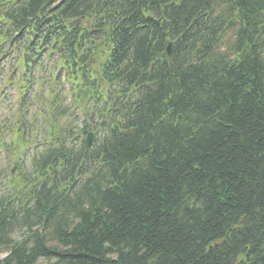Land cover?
Segmentation results:
<instances>
[{
    "label": "trees",
    "instance_id": "trees-1",
    "mask_svg": "<svg viewBox=\"0 0 264 264\" xmlns=\"http://www.w3.org/2000/svg\"><path fill=\"white\" fill-rule=\"evenodd\" d=\"M1 2L8 31L69 44L76 99L92 58L126 117L70 147L67 198L0 203V264H264V0Z\"/></svg>",
    "mask_w": 264,
    "mask_h": 264
},
{
    "label": "flooded vegetation",
    "instance_id": "flooded-vegetation-1",
    "mask_svg": "<svg viewBox=\"0 0 264 264\" xmlns=\"http://www.w3.org/2000/svg\"><path fill=\"white\" fill-rule=\"evenodd\" d=\"M34 42L28 43V45L25 48L24 42L19 41L17 42L18 44V50L20 54V58L12 55H5L1 59V61H5L6 63H12L15 62L14 65L12 66H7L5 64H2L0 66V70L2 71L3 75H17L18 78V85L14 88V95L15 97L12 98L11 102H16L17 101V107L20 110H18L19 114V119L18 121L15 120L14 126H15V131L16 127L17 130H23L27 128L30 124L26 121V116L32 115L33 114V103L31 101L33 97L32 89L34 86L37 84V79L36 77L38 70L41 69V67H38L37 63L33 61V58H36L35 55H31L32 53L37 54V52L41 53V57L44 58L46 53L50 52V49L44 48L45 42H41L40 46H33L32 44ZM49 44V43H46ZM19 64H17V61H20ZM0 61V62H1ZM3 87L0 90V102L3 101L5 104L6 99L9 97L10 94L7 93L10 88L5 87V79L2 81ZM11 82H8V85H11ZM18 94L20 95L18 98ZM39 96L41 99L43 96L49 95V92L46 88H44V85H40V89L38 93L36 94ZM35 105L39 103V100L35 97L34 99ZM64 99H61V101L57 105L58 110H63L64 108ZM45 102H42V105L44 106ZM46 104L53 110V106L51 104V99L46 101ZM25 118V119H24ZM43 122V121H42ZM6 124V119L2 120V125ZM52 142V140H50ZM45 149L47 148L48 144L45 143L43 145Z\"/></svg>",
    "mask_w": 264,
    "mask_h": 264
},
{
    "label": "rangeland",
    "instance_id": "rangeland-1",
    "mask_svg": "<svg viewBox=\"0 0 264 264\" xmlns=\"http://www.w3.org/2000/svg\"><path fill=\"white\" fill-rule=\"evenodd\" d=\"M66 103H68V101H66ZM69 103H70V99H69ZM73 110H74L75 115L70 117L69 125H70V127H75L77 129H79L80 126H81V122L83 120V117L81 116L79 109L75 105H73ZM4 168H5V165L2 162V159L0 158V172H3ZM22 232H23V230H21V229H15L12 239L13 240H18V238L21 236ZM3 256L4 255H1L0 258H2Z\"/></svg>",
    "mask_w": 264,
    "mask_h": 264
},
{
    "label": "water",
    "instance_id": "water-1",
    "mask_svg": "<svg viewBox=\"0 0 264 264\" xmlns=\"http://www.w3.org/2000/svg\"><path fill=\"white\" fill-rule=\"evenodd\" d=\"M167 54H169V49L167 50ZM84 130V129H83ZM90 136H88V138H87V143H86V146H89L90 145Z\"/></svg>",
    "mask_w": 264,
    "mask_h": 264
}]
</instances>
